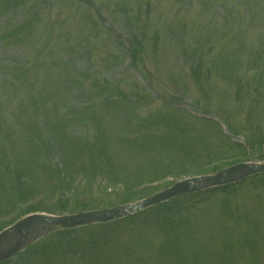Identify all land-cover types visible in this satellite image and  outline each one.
I'll return each instance as SVG.
<instances>
[{
    "label": "rangeland",
    "instance_id": "1",
    "mask_svg": "<svg viewBox=\"0 0 264 264\" xmlns=\"http://www.w3.org/2000/svg\"><path fill=\"white\" fill-rule=\"evenodd\" d=\"M246 162H264V0H0V214L57 208L53 171L89 185L63 191L89 212ZM8 264H264V175L58 232Z\"/></svg>",
    "mask_w": 264,
    "mask_h": 264
},
{
    "label": "water",
    "instance_id": "2",
    "mask_svg": "<svg viewBox=\"0 0 264 264\" xmlns=\"http://www.w3.org/2000/svg\"><path fill=\"white\" fill-rule=\"evenodd\" d=\"M262 164H240L211 177L193 178L176 184L172 188L136 204L126 205L101 212L79 214L72 217L55 218L33 215L21 220L0 234V262L7 261L38 239L57 229L73 228L94 223H105L139 212L171 198L198 192L208 188L242 181L250 176L263 174Z\"/></svg>",
    "mask_w": 264,
    "mask_h": 264
},
{
    "label": "trees",
    "instance_id": "3",
    "mask_svg": "<svg viewBox=\"0 0 264 264\" xmlns=\"http://www.w3.org/2000/svg\"><path fill=\"white\" fill-rule=\"evenodd\" d=\"M213 169V168H212ZM11 173V171L8 169L7 170V176H9V174ZM17 178L18 177H15V179H16V182L18 181L17 180ZM18 184H20V183H18ZM17 185V184H16ZM133 187V186H132ZM86 188H88V187H86ZM89 189V188H88ZM127 192V191H126ZM151 194V193H150ZM22 194H20L19 196H21ZM134 197H137V194L136 193H126V194H124V196L123 197H121L120 199H121V201H122V203H125V202H129L130 200H132ZM82 205L83 204H81V203H76L75 204V206H71L72 208L70 209V208H68V209H70V211H75V210H77V209H79V210H82L83 209V207H82ZM67 210V206L65 207V205L63 204V203H58V207L57 208H54V209H52V210H45V209H42V210H40V209H36V208H34L33 206H30V207H28V208H25V209H22V210H20V211H18L17 212V214L18 215H22V214H27V213H31V212H37V211H44V212H47V213H51V214H54V213H56V211H60V212H62V211H66ZM0 212H3V210L1 209L0 210ZM12 212H7V213H4V214H0V216H7V215H10ZM12 219H10V220H8V221H5V222H3V223H1L0 224V230L2 229V228H4V227H6V226H8V225H10L11 223H12Z\"/></svg>",
    "mask_w": 264,
    "mask_h": 264
}]
</instances>
